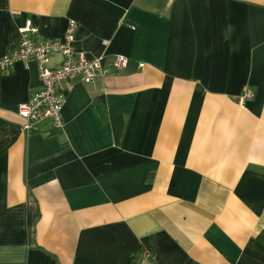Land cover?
Returning <instances> with one entry per match:
<instances>
[{
	"label": "crops",
	"instance_id": "crops-1",
	"mask_svg": "<svg viewBox=\"0 0 264 264\" xmlns=\"http://www.w3.org/2000/svg\"><path fill=\"white\" fill-rule=\"evenodd\" d=\"M70 20L128 65L61 83L58 130L23 129L36 62L0 70V264H264V0H0V58Z\"/></svg>",
	"mask_w": 264,
	"mask_h": 264
},
{
	"label": "built area",
	"instance_id": "built-area-1",
	"mask_svg": "<svg viewBox=\"0 0 264 264\" xmlns=\"http://www.w3.org/2000/svg\"><path fill=\"white\" fill-rule=\"evenodd\" d=\"M77 23L70 20L63 37L58 40H46L40 37L38 29L30 22L18 29L19 41L0 58V70L10 69L15 62L37 64L40 87L32 98L19 107V115L24 119L23 129L30 131L35 123L48 119L54 129L63 127L62 108L65 102L61 83L80 78L84 83L94 84L96 78L108 71H123L128 58L116 55L106 66L103 56L88 57L73 48ZM60 54L61 62L49 66L51 55ZM253 91L245 87L239 96L240 102L251 99Z\"/></svg>",
	"mask_w": 264,
	"mask_h": 264
},
{
	"label": "trees",
	"instance_id": "trees-1",
	"mask_svg": "<svg viewBox=\"0 0 264 264\" xmlns=\"http://www.w3.org/2000/svg\"><path fill=\"white\" fill-rule=\"evenodd\" d=\"M260 239H264V233L260 234ZM130 264H133V263H130Z\"/></svg>",
	"mask_w": 264,
	"mask_h": 264
}]
</instances>
